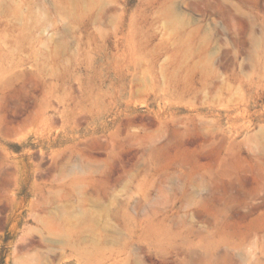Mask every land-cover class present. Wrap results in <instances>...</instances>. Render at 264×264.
<instances>
[{
	"label": "rangeland",
	"instance_id": "rangeland-1",
	"mask_svg": "<svg viewBox=\"0 0 264 264\" xmlns=\"http://www.w3.org/2000/svg\"><path fill=\"white\" fill-rule=\"evenodd\" d=\"M0 264H264V0H0Z\"/></svg>",
	"mask_w": 264,
	"mask_h": 264
}]
</instances>
